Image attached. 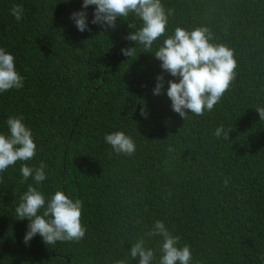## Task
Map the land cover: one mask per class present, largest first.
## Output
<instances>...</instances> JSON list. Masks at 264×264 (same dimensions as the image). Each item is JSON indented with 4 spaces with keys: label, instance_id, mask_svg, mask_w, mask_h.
<instances>
[{
    "label": "trees",
    "instance_id": "1",
    "mask_svg": "<svg viewBox=\"0 0 264 264\" xmlns=\"http://www.w3.org/2000/svg\"><path fill=\"white\" fill-rule=\"evenodd\" d=\"M161 3L173 14L143 53L126 38L142 26L134 14L105 31L83 0H0V48L24 77L22 88L0 93V134L10 135V116L22 117L37 145L32 159L0 173V264H138L129 251L141 237L159 264L162 238L146 235L157 220L180 237L178 247L190 246V264H264V120L255 110L264 107V0ZM14 4L24 9L19 22ZM82 10L90 31L70 18ZM176 27H208L210 43L226 45L237 62L213 109L189 110L185 120L166 94L176 78L153 56ZM162 73L164 94L156 96ZM221 125L228 139L214 135ZM114 131L133 139L132 155L106 143ZM41 163L46 179L22 182L21 165ZM29 184L46 198L59 190L81 200L84 238L46 245L37 234L26 245L29 221L15 209Z\"/></svg>",
    "mask_w": 264,
    "mask_h": 264
},
{
    "label": "clouds",
    "instance_id": "2",
    "mask_svg": "<svg viewBox=\"0 0 264 264\" xmlns=\"http://www.w3.org/2000/svg\"><path fill=\"white\" fill-rule=\"evenodd\" d=\"M90 5L95 6L91 23L100 25L105 31L115 29L117 20L127 18L129 14L142 20V26L135 32L131 31L126 38L143 45V53H151L153 43L165 34L168 17L173 14L171 8L165 11L161 0H83L82 9L86 10ZM84 10L73 12L70 17L81 32L91 30ZM10 11L18 22L22 19L24 9L21 5L14 4ZM129 27L132 29L136 25L129 24ZM212 39L213 35L208 27H198L191 31L176 27L174 33L164 39L153 55L161 62L162 70L176 78L167 81L166 94L172 102V110L184 120L189 115V110L197 116L203 115L205 110L211 111L235 78L237 62L233 50L223 44L210 43ZM134 51V47L121 49L126 57L132 56ZM14 60L12 54L0 48V93L24 86V77L16 70ZM164 84L165 77L162 73L156 77L153 95H163ZM255 110L260 120H264V107L257 106ZM141 115L147 116L143 107ZM6 123L10 135L0 134V173L17 161L32 159L37 149L31 129L22 122V117L10 116ZM229 132L221 125L216 128L214 135L228 139ZM105 141L117 154L130 156L135 152L133 139L122 131L106 134ZM171 150L170 147L169 151ZM44 169L43 163L38 168L22 164V182L32 177L36 185L41 184L46 179ZM81 209L82 201L79 199L73 200L59 190L46 198L37 187L29 184L27 191L21 195L15 212L19 220L29 221L25 244L39 234L48 245L58 241L78 242L84 238L86 227L81 224ZM146 235L162 238L159 264H190V246L185 244L178 247L180 237L172 235L163 221L157 220ZM145 245L143 237L131 245L129 255L138 264H152L155 259L154 249ZM116 264H123V261H116Z\"/></svg>",
    "mask_w": 264,
    "mask_h": 264
}]
</instances>
